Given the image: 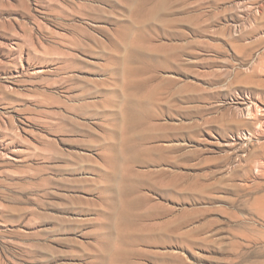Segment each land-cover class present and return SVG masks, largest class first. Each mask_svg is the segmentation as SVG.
Returning <instances> with one entry per match:
<instances>
[{
	"label": "rangeland",
	"instance_id": "374dc122",
	"mask_svg": "<svg viewBox=\"0 0 264 264\" xmlns=\"http://www.w3.org/2000/svg\"><path fill=\"white\" fill-rule=\"evenodd\" d=\"M0 264H264V0H0Z\"/></svg>",
	"mask_w": 264,
	"mask_h": 264
}]
</instances>
